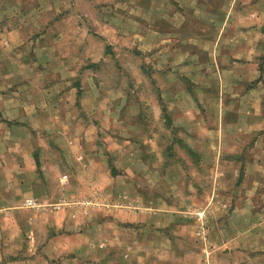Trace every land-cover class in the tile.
Instances as JSON below:
<instances>
[{
	"label": "rangeland",
	"instance_id": "374dc122",
	"mask_svg": "<svg viewBox=\"0 0 264 264\" xmlns=\"http://www.w3.org/2000/svg\"><path fill=\"white\" fill-rule=\"evenodd\" d=\"M159 32L178 66L227 55L230 91L164 102ZM45 146L30 218L8 200ZM139 262L264 264V0H0V264Z\"/></svg>",
	"mask_w": 264,
	"mask_h": 264
},
{
	"label": "crops",
	"instance_id": "0c3cea01",
	"mask_svg": "<svg viewBox=\"0 0 264 264\" xmlns=\"http://www.w3.org/2000/svg\"><path fill=\"white\" fill-rule=\"evenodd\" d=\"M260 1H255V6H257V4H261L258 3ZM173 27H176V25H174ZM177 33V32H176ZM158 51L154 56H157V69L155 71V75L157 76V87L158 90L161 93V96H163V100L164 102H168L170 103V105L174 106H179L180 105V99L179 97H177V94L180 90V86L178 88V85L181 83H183V80H181L180 76L181 75H187L189 77H192V81L193 83L190 84V88H185L184 89V93L187 94V96L192 97V95L196 94L199 91H204V89H201V87H198L197 84V80L195 79L196 75L199 74H205L208 77L211 76H215L218 78V82L219 83H214L211 84L209 82H207L206 84V88L205 91H213V92H219V94L222 96L223 92H227L230 91V88L227 86L226 81H225V74L228 71V57L227 55L223 54L222 51L218 50L216 51H210V57H208L207 59H210L211 61H213V63L210 64L209 67H203L204 65L198 60V54H189L190 57V61L188 62H182L179 64H177V51H175V45H177L175 43L172 51L170 52H166V38H165V32L162 33H158ZM175 35V33H174ZM188 35H190V32L186 31V34L183 37H187ZM176 37V36H175ZM138 38H143V43L145 44V46L147 45L146 43L148 42V38L145 36H138ZM172 39L169 40V42H171ZM207 41L211 44H221L224 40H223V33H219L216 34L215 36H213L212 38L207 39ZM195 41H192L191 36H188L186 41H183V43L185 44H195ZM139 43V42H137ZM160 45H163V48H161ZM140 48V47H138ZM146 48V47H145ZM135 54L133 53V57L137 58V60L139 59L138 57L134 56ZM153 58V57H152ZM192 58L193 61H192ZM174 78V82L173 84L169 85V84H163V79L167 76H171ZM152 76H154V74H152ZM166 82V81H164ZM170 99H169V98ZM222 104V101H221ZM222 111V108H221ZM189 123H191V120L189 121ZM187 138H192V136H187ZM63 153L62 150H59L57 148H53V147H41L38 150V154L35 155V160H34V166L30 169H27L28 171H26L25 169H22L20 172V175H18V178L22 180V182H19V194L18 195H13L11 197L10 200H8L10 203H21L23 204V206L20 207V209L25 212V214L30 215V218H36L39 216L41 210L43 209H39V207H42V201H47L46 199H49L50 196L47 194V192L45 191V187L47 184V176H45V171H44V166L47 163V159L46 157L48 155H58L61 156ZM102 155V154H101ZM72 156L76 157H80L79 159H77V161L79 162V164H86L85 159L83 158L84 153H73ZM81 157L82 162H81ZM55 161V160H53ZM80 167H82V165H80ZM63 178H66V175H62ZM63 181V179H61ZM79 183V182H78ZM80 185V184H78ZM68 186V187H66ZM70 184L66 183L65 185H63V188H69L70 189ZM3 193H5V191H3ZM61 196L62 199H64L66 201V197L67 194L62 193L61 192ZM79 196V195H78ZM77 196V198H78ZM6 200V199H4ZM27 200H30L33 202V204L29 205L26 203ZM11 212H14V210H9ZM9 211L8 214H11ZM30 213V214H29ZM21 214V213H20ZM84 234V233H82ZM80 236V233H79ZM82 236V235H81ZM61 237L63 238L62 243L59 245L57 244L56 246H54V249H61L62 251H67L69 252L70 250V234L68 233V229L64 228V231L61 232ZM79 240V239H78ZM79 245L82 244L81 242H78ZM44 248H48L49 249V243H45L44 246L42 247V252H45ZM32 249V248H31ZM35 251H37L36 247L34 249ZM79 250V248L77 249ZM38 252V251H37ZM16 260H14L15 262ZM31 262V261H30ZM140 263V262H139ZM141 264V263H140Z\"/></svg>",
	"mask_w": 264,
	"mask_h": 264
},
{
	"label": "built area",
	"instance_id": "2783aa9c",
	"mask_svg": "<svg viewBox=\"0 0 264 264\" xmlns=\"http://www.w3.org/2000/svg\"><path fill=\"white\" fill-rule=\"evenodd\" d=\"M26 203L29 204V205L33 204V202L30 201V200H27Z\"/></svg>",
	"mask_w": 264,
	"mask_h": 264
}]
</instances>
